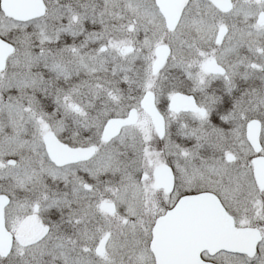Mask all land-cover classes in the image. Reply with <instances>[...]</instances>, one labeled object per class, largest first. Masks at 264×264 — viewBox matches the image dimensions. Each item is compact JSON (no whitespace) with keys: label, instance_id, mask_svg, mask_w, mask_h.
I'll return each mask as SVG.
<instances>
[{"label":"snow or ice","instance_id":"obj_1","mask_svg":"<svg viewBox=\"0 0 264 264\" xmlns=\"http://www.w3.org/2000/svg\"><path fill=\"white\" fill-rule=\"evenodd\" d=\"M0 264H264V0H0Z\"/></svg>","mask_w":264,"mask_h":264}]
</instances>
